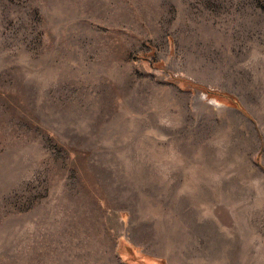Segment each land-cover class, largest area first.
Segmentation results:
<instances>
[{"label": "rangeland", "instance_id": "1", "mask_svg": "<svg viewBox=\"0 0 264 264\" xmlns=\"http://www.w3.org/2000/svg\"><path fill=\"white\" fill-rule=\"evenodd\" d=\"M146 258L264 264V0H0V264Z\"/></svg>", "mask_w": 264, "mask_h": 264}, {"label": "trees", "instance_id": "2", "mask_svg": "<svg viewBox=\"0 0 264 264\" xmlns=\"http://www.w3.org/2000/svg\"><path fill=\"white\" fill-rule=\"evenodd\" d=\"M224 98L233 101V103H235L238 107H240V103L238 102L237 99H235V97H233L232 95H228L225 94L223 95ZM151 262V258H146V264ZM165 261H161L160 264H164Z\"/></svg>", "mask_w": 264, "mask_h": 264}]
</instances>
